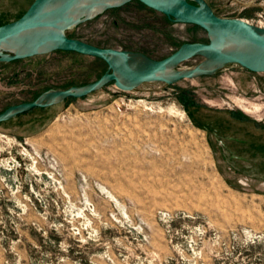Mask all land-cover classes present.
I'll list each match as a JSON object with an SVG mask.
<instances>
[{
	"label": "rangeland",
	"instance_id": "rangeland-1",
	"mask_svg": "<svg viewBox=\"0 0 264 264\" xmlns=\"http://www.w3.org/2000/svg\"><path fill=\"white\" fill-rule=\"evenodd\" d=\"M34 1L0 0V26ZM205 1L264 28V0ZM68 34L156 60L209 41L137 1ZM107 71L73 54L0 63V113ZM0 264H264V73L110 83L0 123Z\"/></svg>",
	"mask_w": 264,
	"mask_h": 264
},
{
	"label": "water",
	"instance_id": "water-1",
	"mask_svg": "<svg viewBox=\"0 0 264 264\" xmlns=\"http://www.w3.org/2000/svg\"><path fill=\"white\" fill-rule=\"evenodd\" d=\"M140 2L176 24L195 25L207 32V43H185L170 56L156 60L141 52L102 48L69 32L108 10ZM35 0L16 21L0 26V63L76 53L103 61L108 71L97 81L68 89H50L36 100L0 113V123L37 108H49L70 99H83L112 83L122 92L144 84L174 85L184 80L211 77L229 65L264 73V28L242 19L219 17L205 0ZM201 62L192 69L182 65Z\"/></svg>",
	"mask_w": 264,
	"mask_h": 264
},
{
	"label": "trees",
	"instance_id": "trees-1",
	"mask_svg": "<svg viewBox=\"0 0 264 264\" xmlns=\"http://www.w3.org/2000/svg\"><path fill=\"white\" fill-rule=\"evenodd\" d=\"M5 25V24H4ZM2 26V25H1ZM183 45V44H182ZM181 45V46H182ZM96 46H99V47H102V48H110V47H103L102 45H96ZM55 54V53H54ZM56 54H64V55H71V54H73V55H77V56H83V55H80V54H76V53H69V52H61V51H59V52H56ZM98 60V59H97ZM101 61V60H100ZM72 100H74V99H72Z\"/></svg>",
	"mask_w": 264,
	"mask_h": 264
},
{
	"label": "built area",
	"instance_id": "built-area-1",
	"mask_svg": "<svg viewBox=\"0 0 264 264\" xmlns=\"http://www.w3.org/2000/svg\"><path fill=\"white\" fill-rule=\"evenodd\" d=\"M125 107H128V104L126 101H122L120 104H117V110L119 112H122Z\"/></svg>",
	"mask_w": 264,
	"mask_h": 264
}]
</instances>
